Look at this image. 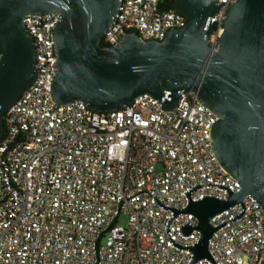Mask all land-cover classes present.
<instances>
[{
    "label": "built area",
    "instance_id": "obj_1",
    "mask_svg": "<svg viewBox=\"0 0 264 264\" xmlns=\"http://www.w3.org/2000/svg\"><path fill=\"white\" fill-rule=\"evenodd\" d=\"M173 1V0H169ZM207 43L217 50L227 7L213 0ZM160 0H120L100 38L125 32L163 40L186 17ZM55 12L26 14L35 44V78L4 112L0 138V264H190L199 239L189 201L226 199L237 179L218 163L211 128L220 118L180 92L162 107L149 94L96 111L51 95ZM163 100V98H162ZM210 258L193 264H264V208L251 196L209 219ZM193 229L183 233L182 228Z\"/></svg>",
    "mask_w": 264,
    "mask_h": 264
},
{
    "label": "water",
    "instance_id": "obj_2",
    "mask_svg": "<svg viewBox=\"0 0 264 264\" xmlns=\"http://www.w3.org/2000/svg\"><path fill=\"white\" fill-rule=\"evenodd\" d=\"M187 23L163 40H142L125 32L116 44L100 38L115 17L120 0H0V138L4 112L35 78V44L22 23L26 14L55 12V73L51 95L58 104L82 101L96 111L120 109L141 94L172 108L180 92L220 118L211 128L218 163L240 188L226 199L189 201L175 213L197 219L198 241L190 247L193 264L210 258L209 219L253 197L264 208V0H235L227 7L217 50L207 43L213 0H173ZM163 98V100H162ZM182 228L183 233L192 229Z\"/></svg>",
    "mask_w": 264,
    "mask_h": 264
},
{
    "label": "trees",
    "instance_id": "obj_3",
    "mask_svg": "<svg viewBox=\"0 0 264 264\" xmlns=\"http://www.w3.org/2000/svg\"><path fill=\"white\" fill-rule=\"evenodd\" d=\"M171 1L169 0H160L159 4L161 6V9H171Z\"/></svg>",
    "mask_w": 264,
    "mask_h": 264
}]
</instances>
